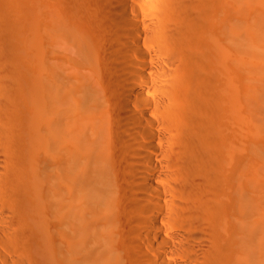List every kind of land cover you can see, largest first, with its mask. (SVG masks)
Segmentation results:
<instances>
[{
    "label": "bare ground",
    "instance_id": "bare-ground-1",
    "mask_svg": "<svg viewBox=\"0 0 264 264\" xmlns=\"http://www.w3.org/2000/svg\"><path fill=\"white\" fill-rule=\"evenodd\" d=\"M22 5L9 33L0 0V264H264V0Z\"/></svg>",
    "mask_w": 264,
    "mask_h": 264
},
{
    "label": "rangeland",
    "instance_id": "rangeland-1",
    "mask_svg": "<svg viewBox=\"0 0 264 264\" xmlns=\"http://www.w3.org/2000/svg\"><path fill=\"white\" fill-rule=\"evenodd\" d=\"M28 0H6V30L7 32H18L22 33L21 22L28 17L23 19L26 15L28 16V11L24 9L23 5H26ZM27 6V5H26ZM257 103V102H255ZM253 102L250 103L249 107V154L253 155L257 149V144L260 142L259 128L262 125V117L260 114V109L257 104ZM253 104H255V107ZM255 107V108H254ZM251 155V156H252ZM255 155V154H254Z\"/></svg>",
    "mask_w": 264,
    "mask_h": 264
}]
</instances>
